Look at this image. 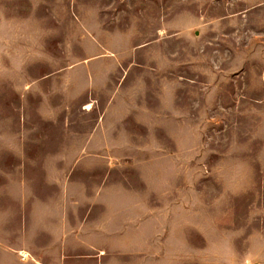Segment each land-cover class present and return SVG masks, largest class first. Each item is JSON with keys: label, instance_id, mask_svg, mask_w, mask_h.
<instances>
[{"label": "rangeland", "instance_id": "rangeland-1", "mask_svg": "<svg viewBox=\"0 0 264 264\" xmlns=\"http://www.w3.org/2000/svg\"><path fill=\"white\" fill-rule=\"evenodd\" d=\"M0 264H264V0H0Z\"/></svg>", "mask_w": 264, "mask_h": 264}]
</instances>
